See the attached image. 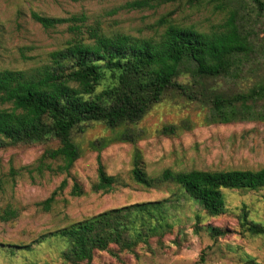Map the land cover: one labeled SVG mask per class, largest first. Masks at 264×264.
<instances>
[{
    "label": "rangeland",
    "instance_id": "obj_1",
    "mask_svg": "<svg viewBox=\"0 0 264 264\" xmlns=\"http://www.w3.org/2000/svg\"><path fill=\"white\" fill-rule=\"evenodd\" d=\"M134 1L139 0H0V70L38 67L46 62L48 53L71 38L68 23L45 30L33 14L59 19L84 16L86 26L98 25L107 35L140 39H157L169 24L218 34L232 17L250 50L235 55L228 71L209 81V87L224 97H234L264 78V0H198L190 4L175 0L160 5L151 2L153 8L131 9L129 4ZM193 70L192 64L183 65L184 73L192 74ZM177 81L191 85L192 78L181 74ZM200 82L196 75L194 89ZM233 103L224 110V117L209 98L168 91L136 124L112 131L102 123H88L73 137L80 156L69 175L44 172L31 181L22 171L21 176L11 178L10 171L33 167L47 146L0 149V209L10 207L18 212L14 220L0 222V264H62L63 243L54 237L38 243L41 237L111 209L171 198L177 192L171 186L144 190L131 181L135 149L141 151L149 174L166 168L255 171L264 167V97L249 98L245 107L240 101ZM231 110H240L241 118L233 117ZM119 134L128 141L120 140ZM98 156L106 173L127 187H117L109 194L90 191L97 177ZM64 180L65 187L51 210L41 211L37 204ZM74 183L83 191L80 197L70 194ZM222 194L224 215L206 217L198 206L182 198L168 206L171 217H180L181 222L162 245L151 242L150 248L140 247L136 254L122 253L119 259L106 252L96 253L92 264H264V240L244 233L238 222L243 205L254 220L264 221V189ZM195 212L202 219L197 229L193 226ZM207 226L226 234L211 238ZM10 245L30 250L15 248L11 253L6 247Z\"/></svg>",
    "mask_w": 264,
    "mask_h": 264
},
{
    "label": "trees",
    "instance_id": "obj_2",
    "mask_svg": "<svg viewBox=\"0 0 264 264\" xmlns=\"http://www.w3.org/2000/svg\"><path fill=\"white\" fill-rule=\"evenodd\" d=\"M174 1L139 0L129 7L153 8ZM186 1L190 4L198 0ZM32 17L45 30L68 23L71 38L48 53L46 62L38 67L0 70V149L16 145L47 146L33 167L12 170L11 178L21 176L22 171L31 181L44 172L69 175L80 156L73 137L82 133L86 124L102 123L112 131L136 124L168 91L209 98L213 108L224 117L227 116L224 110L233 107L234 101L245 107L249 98L264 97V78L234 97H224L208 85L228 71L235 55L250 50L232 17L218 34L169 24L157 39L107 35L98 25L86 26L84 16L59 19L33 14ZM184 64L193 65L192 74L183 72ZM181 74L191 76V85L177 81ZM196 75L201 78L197 90L193 85ZM230 112L235 118L242 116L240 110ZM121 135L120 140L128 141ZM96 173V181L90 187L92 193L109 194L117 187H127L119 178L106 173L100 156ZM129 176L144 190L171 186L177 192L166 200L102 212L45 235L38 243L49 237L59 239L64 245L60 252L62 264H92L95 254L101 252L119 259L122 253L136 254L140 247L150 248L151 242L162 245L181 222L180 217H171L168 206L182 198L198 206L206 217L214 218L226 212L223 191L264 189V167L255 171L166 168L149 174L139 149L132 153ZM64 187L65 180L37 207L49 212ZM70 194L80 197L83 191L74 183ZM17 217V210L0 209V222ZM193 219L194 228H199L200 215L195 212ZM238 222L244 233L264 240V221L254 220L245 205L239 210ZM205 229L211 238L226 234L225 230L211 226ZM6 247L11 253L15 248L30 250L28 246Z\"/></svg>",
    "mask_w": 264,
    "mask_h": 264
}]
</instances>
